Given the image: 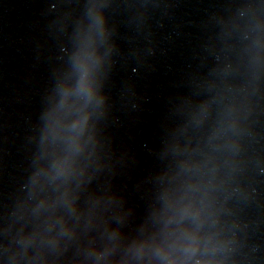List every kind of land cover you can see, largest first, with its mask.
<instances>
[{
  "label": "water",
  "instance_id": "obj_1",
  "mask_svg": "<svg viewBox=\"0 0 264 264\" xmlns=\"http://www.w3.org/2000/svg\"><path fill=\"white\" fill-rule=\"evenodd\" d=\"M2 264H264V0H0Z\"/></svg>",
  "mask_w": 264,
  "mask_h": 264
}]
</instances>
